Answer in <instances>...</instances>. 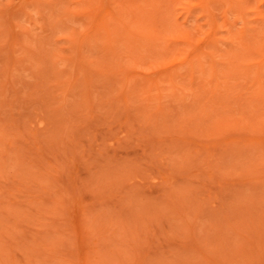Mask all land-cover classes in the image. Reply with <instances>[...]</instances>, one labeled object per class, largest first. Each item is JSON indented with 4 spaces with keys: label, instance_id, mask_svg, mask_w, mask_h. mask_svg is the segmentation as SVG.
Here are the masks:
<instances>
[{
    "label": "rangeland",
    "instance_id": "rangeland-1",
    "mask_svg": "<svg viewBox=\"0 0 264 264\" xmlns=\"http://www.w3.org/2000/svg\"><path fill=\"white\" fill-rule=\"evenodd\" d=\"M0 264H264V0H0Z\"/></svg>",
    "mask_w": 264,
    "mask_h": 264
}]
</instances>
